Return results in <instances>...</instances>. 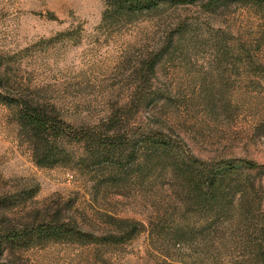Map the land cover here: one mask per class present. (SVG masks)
I'll use <instances>...</instances> for the list:
<instances>
[{
    "label": "rangeland",
    "instance_id": "rangeland-1",
    "mask_svg": "<svg viewBox=\"0 0 264 264\" xmlns=\"http://www.w3.org/2000/svg\"><path fill=\"white\" fill-rule=\"evenodd\" d=\"M106 8L105 0H0L2 89L46 102L75 124L98 122L139 92L214 96L211 107L170 103V125L200 158L238 157L261 165L255 178L264 187V78L254 81L234 57L240 44L258 37L261 20L247 8L184 6L106 24ZM180 22L188 26L183 35L173 32ZM152 108L138 114L131 108L124 123H148ZM0 177L12 187L37 185L39 203L71 201L73 212L99 231L105 228L100 213L147 225L151 212L143 197L95 199L91 182L78 171L37 166L21 143L13 109L2 102ZM238 235L235 242L240 229ZM233 245L239 257L242 248ZM20 258L25 264H208L193 249L153 242L147 229L121 245L56 243Z\"/></svg>",
    "mask_w": 264,
    "mask_h": 264
},
{
    "label": "trees",
    "instance_id": "trees-1",
    "mask_svg": "<svg viewBox=\"0 0 264 264\" xmlns=\"http://www.w3.org/2000/svg\"><path fill=\"white\" fill-rule=\"evenodd\" d=\"M105 1L106 24L154 15L163 8H247L262 24L258 37L240 44L234 57L247 66L254 81L264 78V0ZM176 27L177 35L188 28L184 22ZM157 61L148 62V69ZM2 86L0 102L13 109L21 143L37 166L78 171L91 182L95 199L109 194L143 197L151 212L147 225L100 213L105 228L99 231L87 227V219L73 212L71 201L39 203L37 185L12 187L0 177V264H25L21 254L49 244L121 245L145 229L153 242L193 249L208 264H264V187L255 178L262 166L238 157L200 158L169 122L170 103L179 107L193 101L211 107L214 96L139 92L104 119L75 124L54 106L20 92L11 94ZM147 105L153 107L148 123H124L131 108L138 114ZM239 229L241 241L235 242ZM233 243L242 248L239 257L231 251Z\"/></svg>",
    "mask_w": 264,
    "mask_h": 264
}]
</instances>
